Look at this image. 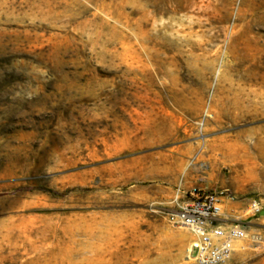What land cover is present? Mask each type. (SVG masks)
<instances>
[{
  "label": "rangeland",
  "instance_id": "obj_1",
  "mask_svg": "<svg viewBox=\"0 0 264 264\" xmlns=\"http://www.w3.org/2000/svg\"><path fill=\"white\" fill-rule=\"evenodd\" d=\"M179 186L264 264V0H0V264H196Z\"/></svg>",
  "mask_w": 264,
  "mask_h": 264
},
{
  "label": "built area",
  "instance_id": "obj_2",
  "mask_svg": "<svg viewBox=\"0 0 264 264\" xmlns=\"http://www.w3.org/2000/svg\"><path fill=\"white\" fill-rule=\"evenodd\" d=\"M237 200L226 189H176L166 220L172 228L185 230L193 237L190 258L196 264H228L237 244L247 238L245 226L227 214L228 205ZM249 211L251 217L262 219L264 226L261 201L252 200Z\"/></svg>",
  "mask_w": 264,
  "mask_h": 264
},
{
  "label": "bare ground",
  "instance_id": "obj_3",
  "mask_svg": "<svg viewBox=\"0 0 264 264\" xmlns=\"http://www.w3.org/2000/svg\"><path fill=\"white\" fill-rule=\"evenodd\" d=\"M190 239H191V238H190ZM190 250H191V249H190ZM190 250H189V251H190ZM188 256H190V253L188 254Z\"/></svg>",
  "mask_w": 264,
  "mask_h": 264
}]
</instances>
